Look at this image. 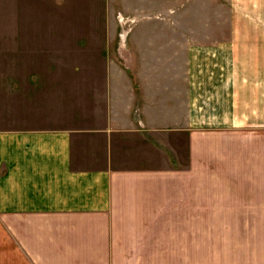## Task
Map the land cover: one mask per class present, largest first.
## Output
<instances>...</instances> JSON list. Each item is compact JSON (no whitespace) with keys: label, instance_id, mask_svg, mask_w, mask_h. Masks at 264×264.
<instances>
[{"label":"crops","instance_id":"obj_1","mask_svg":"<svg viewBox=\"0 0 264 264\" xmlns=\"http://www.w3.org/2000/svg\"><path fill=\"white\" fill-rule=\"evenodd\" d=\"M217 1L212 45L103 0L122 71H0V264H264V0Z\"/></svg>","mask_w":264,"mask_h":264},{"label":"rangeland","instance_id":"obj_2","mask_svg":"<svg viewBox=\"0 0 264 264\" xmlns=\"http://www.w3.org/2000/svg\"><path fill=\"white\" fill-rule=\"evenodd\" d=\"M194 3L195 47L232 35L231 27H220L226 31L218 34L217 0ZM232 3L225 0L227 15ZM104 21L103 0H0V71H122L125 61L119 58L108 70ZM169 65L163 60L162 71Z\"/></svg>","mask_w":264,"mask_h":264}]
</instances>
